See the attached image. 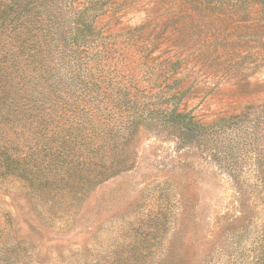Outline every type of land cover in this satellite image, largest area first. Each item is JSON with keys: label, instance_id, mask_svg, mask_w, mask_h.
Returning a JSON list of instances; mask_svg holds the SVG:
<instances>
[{"label": "rangeland", "instance_id": "374dc122", "mask_svg": "<svg viewBox=\"0 0 264 264\" xmlns=\"http://www.w3.org/2000/svg\"><path fill=\"white\" fill-rule=\"evenodd\" d=\"M113 1L112 9L96 20L99 27L120 39L135 27L157 38L152 60L144 67L139 64L145 71L138 80L145 86L160 89L157 95L182 88L179 108L200 123L240 114L250 105L254 107L247 116L260 122L263 31L253 35L246 27H234L225 37L217 28L229 20L223 15L166 12L164 17L172 0ZM259 1V11L251 16L264 24V0ZM0 12H9V0H0ZM231 18L245 21L237 14ZM165 22L169 27L163 32ZM8 46L6 21L0 29V63L5 68ZM175 51L184 60L177 82L162 73L164 59ZM34 130L24 122H9V103L0 105V146L5 150L0 161V264H251L255 237L264 225V167L255 172L252 162V154L264 157L263 123L251 149L243 148L240 155L234 150L227 155L224 149L233 144L236 130L180 147L172 138L145 132L125 146L102 181L88 172L65 175L61 182L66 165L53 170L49 186L57 189L55 195L37 190L30 180L35 178L21 174L32 156L48 160L43 152H32L39 138ZM57 145L64 155L71 152ZM111 154L102 151L106 165ZM48 156L59 162V157ZM68 158L71 162L72 155Z\"/></svg>", "mask_w": 264, "mask_h": 264}, {"label": "trees", "instance_id": "16d2710c", "mask_svg": "<svg viewBox=\"0 0 264 264\" xmlns=\"http://www.w3.org/2000/svg\"><path fill=\"white\" fill-rule=\"evenodd\" d=\"M261 3L172 0L161 16L165 17L166 12H209L208 15L229 19H222L217 27L221 35L228 36L234 27H246L255 35L264 32V24L251 16L259 11L256 5ZM113 6V0H9V12H0V29L4 30L6 21L9 24V66L5 68L0 63V105L3 108L9 103V122L34 126L35 136L39 137L32 152H43L42 158L48 160L32 156L31 165L21 166L22 176L30 174L35 178L29 177L37 190L45 189L55 195L57 189L49 186L53 183L49 182L51 172L64 164V171L58 175L61 182L65 175L88 172L92 179L102 181L124 155L125 146L145 132L172 138L180 147L236 130L231 134L233 144H226L224 149L227 155H232L233 150L240 155L243 148L251 149L259 123L264 124L261 114L256 117L259 123L247 116L252 105L240 114L210 124L200 123L179 108L184 99L182 88L177 86L157 95L160 89L145 86L138 80V75L145 71L140 70L139 64L144 67L152 60L157 38L135 27L120 39L110 29L99 27L96 20ZM235 14L245 18L243 24L230 19ZM161 27L165 32L169 26L165 22ZM178 53L175 51L162 63V73L173 82L179 80V66L184 61ZM57 144L68 146L71 152L64 155ZM106 149L112 152L107 157L111 159L108 165L101 160ZM4 152L0 146V161ZM48 155L59 157V162ZM94 157L98 161L93 162ZM252 157L255 172L264 167L263 154ZM38 163L43 165L40 170ZM261 188L264 193V178ZM254 243L251 264H264V225Z\"/></svg>", "mask_w": 264, "mask_h": 264}]
</instances>
